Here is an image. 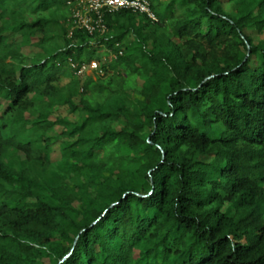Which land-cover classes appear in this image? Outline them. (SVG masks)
I'll return each instance as SVG.
<instances>
[{
  "label": "trees",
  "instance_id": "trees-1",
  "mask_svg": "<svg viewBox=\"0 0 264 264\" xmlns=\"http://www.w3.org/2000/svg\"><path fill=\"white\" fill-rule=\"evenodd\" d=\"M150 3L0 0V264H264V0Z\"/></svg>",
  "mask_w": 264,
  "mask_h": 264
},
{
  "label": "built area",
  "instance_id": "built-area-1",
  "mask_svg": "<svg viewBox=\"0 0 264 264\" xmlns=\"http://www.w3.org/2000/svg\"><path fill=\"white\" fill-rule=\"evenodd\" d=\"M69 10L72 29L82 30L90 35H104L107 32L103 19L105 15L127 11L144 15L152 22L157 18L152 12L150 0H62ZM77 76H88L86 71L98 70L96 62L80 66L72 65Z\"/></svg>",
  "mask_w": 264,
  "mask_h": 264
},
{
  "label": "rangeland",
  "instance_id": "rangeland-1",
  "mask_svg": "<svg viewBox=\"0 0 264 264\" xmlns=\"http://www.w3.org/2000/svg\"><path fill=\"white\" fill-rule=\"evenodd\" d=\"M31 1H34V0H31ZM226 10L227 11H231L232 10V7H227ZM247 34L250 37H254L255 38V33L253 31L252 32H247ZM33 51H36V50L35 49H30L29 52H28V54L24 57L23 62H22L24 65H28L29 64V61L31 60L29 58H32V56L34 55L33 53H31ZM92 72L93 71L87 70L86 71V75H92L91 74ZM1 113H2V110H0V115H1ZM58 114L61 115V116H67V115H69L68 112H67V110L65 108L64 109H60L58 111ZM50 120L53 121L54 120V117H51ZM59 130H60V128L58 126H56L53 129L52 132H48L47 133V136L48 137H52V139H53L51 141V143H50V148H51V156L50 157H51L52 161H57L59 159V147H58L57 138H55L57 136ZM45 262H47V261L45 260Z\"/></svg>",
  "mask_w": 264,
  "mask_h": 264
}]
</instances>
